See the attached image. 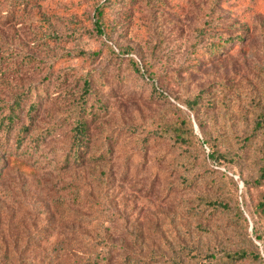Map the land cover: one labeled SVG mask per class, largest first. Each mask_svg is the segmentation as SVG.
<instances>
[{
	"label": "rangeland",
	"instance_id": "1",
	"mask_svg": "<svg viewBox=\"0 0 264 264\" xmlns=\"http://www.w3.org/2000/svg\"><path fill=\"white\" fill-rule=\"evenodd\" d=\"M100 4L108 38L94 27ZM22 92L13 125L0 111V264H264L251 228L264 232V179L242 183L264 163V0H0V104ZM199 92L214 107L193 132L226 159L192 148L189 170L180 146L148 133L179 123ZM80 117L84 161L66 165ZM242 249L261 260H224Z\"/></svg>",
	"mask_w": 264,
	"mask_h": 264
},
{
	"label": "trees",
	"instance_id": "2",
	"mask_svg": "<svg viewBox=\"0 0 264 264\" xmlns=\"http://www.w3.org/2000/svg\"><path fill=\"white\" fill-rule=\"evenodd\" d=\"M94 27L96 30V33L99 35H104L107 38L110 37V24L108 19L106 18L104 7L102 4L95 7L94 13ZM242 36H234V37H227L223 39L222 42H218L216 44H211L210 48H208L207 51H205V54L207 56H215L217 55L222 48L227 44V42L235 41L236 39H241ZM227 40V41H225ZM137 70L139 68L137 67ZM148 81H152V78H147ZM88 86V82H84V87ZM87 88L84 89V93H87ZM28 94L30 91L27 92ZM28 94H25V92L19 93L15 96V99L12 103L7 104H0V111L1 107L6 106L8 107V112L3 116L7 120L6 124L7 127H10V125H13L16 121V119L19 118V110L22 108V103L27 101ZM162 95V93H161ZM85 96V94H84ZM203 99H207L202 92H199L197 95H195L192 98H188L183 101L185 107H186V113L184 118L179 123H171L170 125H167L162 131H152L148 134H155L160 135L161 137L165 138L168 137L171 139L174 143H176L178 146L182 148L183 153L186 155L184 156V164L189 168H193V158L191 156V149H200L203 146H206L208 148V151L206 152V158L209 160H212L216 163H222L221 159H226V155L224 153H220L217 149L216 143H212L209 138L202 137L198 138L194 132H193V119L197 121L198 114L203 113L206 111V109H212L214 107V103L210 101H204ZM85 101V100H82ZM101 105V104H100ZM36 110V103L35 101H31L26 110L27 117L32 120L33 113ZM84 111L80 113H84L86 115H90L91 112L89 110H86L85 107L83 109ZM4 120L0 118V127H3ZM264 125V117H262L260 120L258 119L255 123V127L258 129L263 127ZM130 131L136 132V128L127 127ZM24 131L26 132L28 130L27 125L23 127ZM72 138H71V152H70V158H65L66 165H80L84 161V149H86V143L88 141V124L85 118H78L76 119V122L74 126L72 127ZM37 138V137H35ZM18 142V146L20 147L23 138L18 137L16 139ZM37 145V144H34ZM104 149H102L100 152L103 151L107 152V154L111 153L112 147L109 143L104 145ZM25 152V151H24ZM204 152V149H203ZM99 154V153H98ZM97 154V155H98ZM71 162V163H70ZM184 177V176H183ZM264 179V163L259 167V173L257 177H255L252 180H242V183L245 184H253L258 185L260 182ZM184 183L189 186V178L186 176L182 179ZM204 206L210 208L211 210H222V211H230V202L227 200H220V199H206L204 202ZM189 207L188 209H190ZM257 210L260 212V215L263 218L264 221V195L257 203ZM191 210V209H190ZM235 215L237 216V220H240L243 223V226L245 227V231H247L248 228V222L246 219V216L244 215L242 209L239 208L238 204L236 206ZM253 235L255 237V240L259 241L260 244L263 246L264 251V232H260V229L257 225L251 226ZM193 253V252H192ZM193 255H195L193 253ZM90 256H88L89 258ZM99 257V256H98ZM96 255L91 258L90 263L95 264V262L99 261L100 258H98ZM101 258H103L101 256ZM202 264H209L211 263V256L204 255L201 257ZM245 258H251L254 262L261 260V254L259 252H252L249 250H235L233 252H226L224 255V260L233 262L235 259H245ZM131 262V261H130ZM178 264H181L180 262H177Z\"/></svg>",
	"mask_w": 264,
	"mask_h": 264
}]
</instances>
